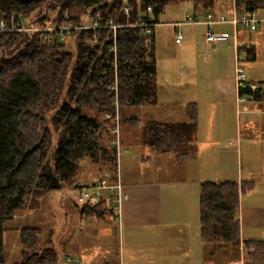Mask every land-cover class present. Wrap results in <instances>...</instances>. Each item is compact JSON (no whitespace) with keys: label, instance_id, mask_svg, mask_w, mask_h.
Returning <instances> with one entry per match:
<instances>
[{"label":"trees","instance_id":"16d2710c","mask_svg":"<svg viewBox=\"0 0 264 264\" xmlns=\"http://www.w3.org/2000/svg\"><path fill=\"white\" fill-rule=\"evenodd\" d=\"M176 2H191L196 11H207L214 10L218 0H0V14L9 24L11 13L35 25L90 23L96 18L121 24L117 40L122 113L127 106L158 100L154 32L146 34L143 27L127 24L141 17L158 23L166 6ZM238 7L259 13L264 0H238ZM99 33L94 42L92 30L67 40H45L39 32H0V264H59V251L41 246L42 229L32 226L21 230V258L7 263L5 223L19 211L38 208L50 190L75 183L85 159L112 171L117 167L114 122L107 118L117 110L115 91L109 88L115 81L108 50L113 33ZM196 127V111L188 122L151 121L144 130V144L187 160L195 154L190 144ZM200 185L202 241L238 246L240 195L253 184L224 180ZM244 243L246 264L249 258L250 264H264V242Z\"/></svg>","mask_w":264,"mask_h":264},{"label":"crops","instance_id":"0c3cea01","mask_svg":"<svg viewBox=\"0 0 264 264\" xmlns=\"http://www.w3.org/2000/svg\"><path fill=\"white\" fill-rule=\"evenodd\" d=\"M180 7L178 3L168 9L180 17L170 22L175 27L177 60L157 61L158 100L139 104L146 105L149 116L141 147L127 131L123 136L125 147L131 152L137 146L141 154L137 161H127V168L132 170L126 178H120L128 195L122 219L106 201L78 200L80 187L104 177L102 170L97 178H91L93 165L81 177L77 175L79 180L72 186L76 193L66 204V259L59 264H235L239 245L202 241V181L252 183L240 195L241 241L264 242V96L238 101L234 42L213 45L206 40L207 24H178L196 12L193 5L182 12ZM212 11L217 16L230 14V0H218ZM259 14L264 17V10ZM163 25L165 22L159 21L154 27L155 38L157 28ZM212 27L230 34L234 31L230 23ZM180 30L184 39L177 43ZM239 38L245 42L242 52L248 67L258 68V72L248 71V81L263 85L264 64L260 65V59L261 53L264 57V23L253 31L240 29ZM192 111L197 112L196 146L190 144L195 149L193 156L179 160L174 152H155L144 144L149 122H188ZM120 121L122 130V113ZM131 122L134 129L140 125L137 117ZM86 175L88 180L82 181ZM113 176L111 180L115 181ZM36 210L39 207L28 210L31 215L24 210L20 216H35Z\"/></svg>","mask_w":264,"mask_h":264},{"label":"built area","instance_id":"2783aa9c","mask_svg":"<svg viewBox=\"0 0 264 264\" xmlns=\"http://www.w3.org/2000/svg\"><path fill=\"white\" fill-rule=\"evenodd\" d=\"M232 1V10L230 15L220 14L215 15L212 10L207 11H196L190 13L186 20L178 24L191 23V24H207L209 28L206 31V40L214 45L228 43L230 41L234 42L236 54H235V82L237 89V99L240 102L248 101L251 99H256L258 94L262 93L264 86L262 84H255L248 81L247 78V68L244 64V54L242 48L245 47V42L239 38L240 29L256 30L262 23H264V17H262L257 12L251 11H241L238 7V0ZM153 10L149 7V11ZM125 14L130 15L129 7H126ZM10 24L0 14V32L2 31H27V32H39L41 33L43 39L50 40L54 36H59L60 39L66 40L68 37L72 36L74 33L84 30H92L94 32V42L100 39L99 31L102 29H110L113 33V39L108 46V50L111 54L112 61L110 66L115 70V81L109 88L115 91V104L117 107L115 115L108 114L107 118L114 122V127L112 129V144L116 147L117 162L120 165V157L122 154H128V149L122 148V137L120 130V109H119V83H118V40H117V29L122 26L116 23L114 20H101L100 18L94 19L92 22H77L75 20H67L57 25H43V24H28L20 17H17L15 13L10 14ZM230 23L234 27L233 34L226 31L215 30L212 26L214 24ZM158 23L153 21L144 20L141 17L134 24L144 28L146 34H151L153 27ZM184 39V34L181 31L177 32L176 42L181 43ZM128 195L125 193L122 181L119 178L116 181L111 180L110 173H105L104 177L100 178L98 181L82 185L79 189L78 200L81 203H86L88 201H93L95 203L106 201L110 204L112 209L115 211L116 216L119 220L122 219V208ZM248 247L242 242L241 245V255L235 261V264H246V253Z\"/></svg>","mask_w":264,"mask_h":264},{"label":"rangeland","instance_id":"374dc122","mask_svg":"<svg viewBox=\"0 0 264 264\" xmlns=\"http://www.w3.org/2000/svg\"><path fill=\"white\" fill-rule=\"evenodd\" d=\"M227 1L228 0H224ZM231 2V8H232V1ZM180 3V11H184L185 7L192 5L191 2H176V3H170L166 6L164 12L159 16V20L161 22H165L166 25H163L159 28H157V39H156V58L157 61L160 60L161 62L171 59L176 61L175 52L178 48V45L175 44V27L171 25L170 22L174 20H178L180 17L179 15L174 14L173 12H169V7H173L174 5ZM232 10V9H231ZM180 13V12H179ZM231 13V11H230ZM230 15V14H228ZM65 22V21H63ZM49 25H57V24H49ZM183 34L184 32L180 30ZM206 36V34H205ZM69 39V37L67 38ZM66 39V40H67ZM242 40V39H240ZM243 41V40H242ZM208 44L210 47H212L211 44ZM214 45V44H213ZM260 65L264 64V57L263 53H261V59H260ZM247 68V74L248 71L250 72H258V68H250L249 63L247 64L246 59L244 58L243 61ZM252 69V70H251ZM161 82V81H160ZM134 114V115H133ZM137 117V119L140 121V125L137 126L134 129V126H131V118ZM148 113H147V107L146 105H139L137 107L127 106L122 110V130H121V124H120V130H121V137H122V148L128 149V154H122L120 157V165L119 162H117V167L114 169V171L109 170L106 167L101 166L100 164L94 163L92 160L85 159L82 161L79 174L88 172L90 168H93L92 170L95 171V173L92 175L91 178H97L99 176L100 170L104 173H114L115 181L119 178H121V175L126 178V175H128L129 171L132 169L130 167L127 168V161L130 159L132 160H138L140 159V150L137 149L138 147H141V140H142V131L144 126L146 125L148 121ZM126 131L128 132L129 138H131L132 141L137 142L135 149H132L130 152V149L128 147H125L123 136L125 135ZM113 135V134H112ZM140 152V154H139ZM93 165V166H92ZM100 169V170H99ZM91 170V169H90ZM100 171V172H102ZM81 177V175H80ZM87 177V178H86ZM85 178L82 177V181L88 180L89 175H86ZM129 178V177H127ZM79 180V179H78ZM90 180V179H89ZM73 184H71L69 187L64 188H57L52 189L41 199L39 210H36V215L32 217H26L23 218V216H20V214H24L25 212L32 214V211H19L17 212V216L19 217L14 218L12 220H9L5 223V232H4V239H5V256L7 263H13L21 258V230L24 227L33 225H38L42 228V233L40 234L41 238V246L44 248L46 247H54L57 248L60 254V260L63 259L65 261L66 259V250H65V214H66V207L67 202H71L76 190L72 187ZM67 188V189H66ZM26 215V214H25ZM241 245L242 242L239 244V256L241 255Z\"/></svg>","mask_w":264,"mask_h":264}]
</instances>
